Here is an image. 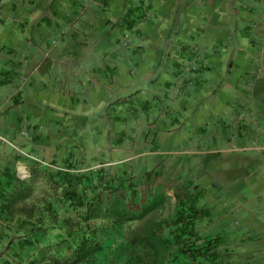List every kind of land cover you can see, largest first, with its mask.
Here are the masks:
<instances>
[{
	"label": "crops",
	"instance_id": "obj_1",
	"mask_svg": "<svg viewBox=\"0 0 264 264\" xmlns=\"http://www.w3.org/2000/svg\"><path fill=\"white\" fill-rule=\"evenodd\" d=\"M1 5L0 53L20 49L23 40L40 51L36 37L56 44L43 58L24 64L0 58V129H17L34 116L57 125L54 139L41 136L34 142L53 146V157L83 147L90 158L104 161L106 153L115 167L128 170L133 152L146 155L141 147L148 139L141 135L133 148L109 152L106 132L128 133L142 105L148 109V129H159L156 140L175 125L194 131L204 111L228 106L234 91L250 90V96L264 100V0H21ZM138 8L142 21L128 26L124 18L138 17ZM194 67L203 73L188 72ZM80 129L93 144L67 137ZM177 133H168L166 146H179ZM147 161L132 167L139 174L148 171ZM257 242L254 249L262 253L238 258L264 264V246Z\"/></svg>",
	"mask_w": 264,
	"mask_h": 264
},
{
	"label": "trees",
	"instance_id": "obj_2",
	"mask_svg": "<svg viewBox=\"0 0 264 264\" xmlns=\"http://www.w3.org/2000/svg\"><path fill=\"white\" fill-rule=\"evenodd\" d=\"M137 11L124 18L128 26L142 21ZM147 112L142 105L128 133L107 130L109 152L159 132L142 128ZM102 157L90 158L82 147L41 157L63 170L25 161L30 177L22 181L14 166L23 157L0 155V264H253L235 259L222 237L199 230L209 216L198 204L199 184L155 169H119L109 154Z\"/></svg>",
	"mask_w": 264,
	"mask_h": 264
},
{
	"label": "rangeland",
	"instance_id": "obj_3",
	"mask_svg": "<svg viewBox=\"0 0 264 264\" xmlns=\"http://www.w3.org/2000/svg\"><path fill=\"white\" fill-rule=\"evenodd\" d=\"M18 1L21 0H0V8L2 3L13 5ZM9 20L12 19L4 20L7 26ZM36 38L42 45L40 51L29 41L23 40L20 49H14L11 53L3 51L0 58L23 64L27 60L33 61L32 58H43L56 40ZM13 79L20 84L19 76ZM250 95V90L242 93L234 91L228 106H216L215 111L207 108L202 125H196L194 131L175 125L163 131L160 139L157 137L154 140L153 135L146 137L147 144L141 147L146 155L136 156V152L131 155L132 166H142L141 161L149 158V170L155 169L199 184L201 195L198 204L209 211V216L200 221L198 228L204 234L222 237L235 259H239V254L250 256L262 253V249L260 252L254 249L259 245L257 241L264 246V232L261 231L264 227V100ZM38 106L44 107L42 103ZM254 119L256 122L251 123ZM41 121L35 116L25 118L17 129H0V135L25 152L40 159L45 157L48 161L53 157L54 147L35 145L33 140L36 135L43 138L51 135L54 139L58 133L54 129L57 125L52 124L53 128L50 122ZM142 128L147 130L148 125H142ZM168 133H177L182 137L179 146L165 145ZM67 137L79 143L87 140L76 133ZM86 142L93 144V141ZM12 149L0 141V155L18 154ZM168 212L166 210L156 217L166 216ZM251 249L253 251L249 252Z\"/></svg>",
	"mask_w": 264,
	"mask_h": 264
},
{
	"label": "built area",
	"instance_id": "obj_4",
	"mask_svg": "<svg viewBox=\"0 0 264 264\" xmlns=\"http://www.w3.org/2000/svg\"><path fill=\"white\" fill-rule=\"evenodd\" d=\"M0 141L11 146V147H13L15 149V151H17V153L23 157V159L18 160L14 166L16 177L19 180L23 181V180H26L30 177V174H29V171H28V168L26 166L25 161H30L31 163H34V164L39 165L41 167L47 168L49 170H63V169H60V168L50 164L49 162H47L43 159H40L39 157L33 155L32 153L25 152L22 148L15 146L11 141H9L8 139H5L1 135H0Z\"/></svg>",
	"mask_w": 264,
	"mask_h": 264
}]
</instances>
